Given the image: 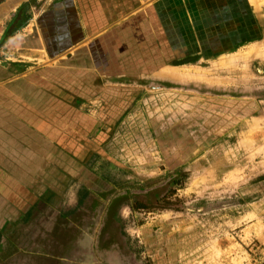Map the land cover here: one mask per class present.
Returning <instances> with one entry per match:
<instances>
[{"label":"crops","instance_id":"crops-1","mask_svg":"<svg viewBox=\"0 0 264 264\" xmlns=\"http://www.w3.org/2000/svg\"><path fill=\"white\" fill-rule=\"evenodd\" d=\"M256 1L0 0V42L22 8L29 16L0 48V241L11 264H80L67 248L89 262L115 178L163 160L150 95L181 80L183 58L234 50L242 24L256 35ZM179 4L187 30L191 12L202 18L185 39L169 18ZM59 223L73 245L50 228Z\"/></svg>","mask_w":264,"mask_h":264},{"label":"rangeland","instance_id":"rangeland-1","mask_svg":"<svg viewBox=\"0 0 264 264\" xmlns=\"http://www.w3.org/2000/svg\"><path fill=\"white\" fill-rule=\"evenodd\" d=\"M197 13H190L189 30L182 5L169 16L183 39L194 21L202 22ZM263 17L259 11V22ZM201 26H194L198 37ZM244 34L234 50L221 51L224 56L183 58L187 65L176 76L181 80L150 95L147 122L154 118L163 160L116 176L92 258L67 248L60 251L67 259L264 264V26L250 39ZM50 228L64 231L59 238L74 244L69 226ZM14 252L9 241H0V264H11Z\"/></svg>","mask_w":264,"mask_h":264},{"label":"trees","instance_id":"trees-1","mask_svg":"<svg viewBox=\"0 0 264 264\" xmlns=\"http://www.w3.org/2000/svg\"><path fill=\"white\" fill-rule=\"evenodd\" d=\"M19 16H17V18L15 20H13V22L9 25V27L7 28V32L5 34V38L0 42V45H3L5 43V40H7L13 33H15L17 30H19V28L22 27L23 23L25 21H27V19L29 18V16L27 15V10L26 8H22L19 13ZM140 208V207H139ZM139 208L137 207H132V209L134 211H137Z\"/></svg>","mask_w":264,"mask_h":264},{"label":"bare ground","instance_id":"bare-ground-1","mask_svg":"<svg viewBox=\"0 0 264 264\" xmlns=\"http://www.w3.org/2000/svg\"><path fill=\"white\" fill-rule=\"evenodd\" d=\"M256 1V0H255ZM259 1V0H258ZM257 2V1H256Z\"/></svg>","mask_w":264,"mask_h":264}]
</instances>
